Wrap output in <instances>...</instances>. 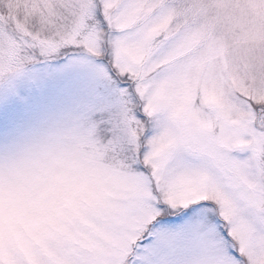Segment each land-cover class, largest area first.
<instances>
[{
	"label": "snow or ice",
	"instance_id": "6c2138e0",
	"mask_svg": "<svg viewBox=\"0 0 264 264\" xmlns=\"http://www.w3.org/2000/svg\"><path fill=\"white\" fill-rule=\"evenodd\" d=\"M0 264H264V0H0Z\"/></svg>",
	"mask_w": 264,
	"mask_h": 264
}]
</instances>
